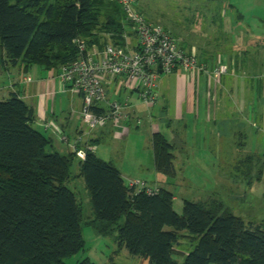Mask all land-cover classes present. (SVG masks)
Listing matches in <instances>:
<instances>
[{
  "label": "trees",
  "instance_id": "trees-1",
  "mask_svg": "<svg viewBox=\"0 0 264 264\" xmlns=\"http://www.w3.org/2000/svg\"><path fill=\"white\" fill-rule=\"evenodd\" d=\"M125 34L133 35L116 0H0L2 66L60 69L76 58V38L88 47H126ZM33 122V108L16 93L0 101V264H66L84 248L82 208L65 184L76 154L52 150L51 138ZM152 146L157 172L174 176V146L159 131ZM78 166L94 211L85 224L114 236L118 249L148 264H264V228L246 224L220 200H183L179 214L171 191L135 193L91 149ZM182 230L197 243L178 263L173 255ZM76 264L94 263L86 257Z\"/></svg>",
  "mask_w": 264,
  "mask_h": 264
},
{
  "label": "rangeland",
  "instance_id": "rangeland-1",
  "mask_svg": "<svg viewBox=\"0 0 264 264\" xmlns=\"http://www.w3.org/2000/svg\"><path fill=\"white\" fill-rule=\"evenodd\" d=\"M137 7L146 19L168 31L184 50H194L206 62L219 59L226 66L212 94L215 101L209 100L210 108L201 107L199 114L198 110L191 115L185 113L184 120L178 121L168 105L158 119L164 105L162 97L158 98L152 108L156 123L169 119L171 128L181 130L184 121L188 122V142L192 146L190 150L178 149V174L168 180L169 184H157L149 175L144 179L150 178L147 180L152 187L156 184L171 191L173 208L179 214L183 200L215 198L246 224L264 228V0H137ZM6 80L7 77L0 79V86ZM200 93L206 101L207 90ZM140 108L144 112L148 109L144 104ZM131 135L106 136L98 144L97 154L114 166L123 163L124 170L131 174L128 178L134 179L140 176L139 171L145 175L149 158L145 134L136 131ZM248 156L252 157L251 163ZM71 172L65 184L82 208L84 248L65 258V263L76 264L87 257L94 264H135L136 260L120 253L114 236H101L85 224L94 211L84 179L77 175L78 160H74ZM179 235L175 245L178 254L173 257L181 263L197 239L192 240L187 230Z\"/></svg>",
  "mask_w": 264,
  "mask_h": 264
},
{
  "label": "crops",
  "instance_id": "crops-1",
  "mask_svg": "<svg viewBox=\"0 0 264 264\" xmlns=\"http://www.w3.org/2000/svg\"><path fill=\"white\" fill-rule=\"evenodd\" d=\"M132 39L134 42L135 39L133 35ZM191 51L193 52L194 50L191 49ZM197 58L200 62L206 65L207 69H213L218 65H222V61L219 59L215 62H206V60L202 57L198 56ZM58 74L59 69H45L38 65H32L26 70L21 65H0V79L7 77V80L3 81L5 84L0 86V101L9 98L13 93H16L33 108V126L43 133H49V135H45L49 136L52 140V150L66 154L73 151L74 139L80 127L82 99L79 95L65 88L60 81ZM27 77H30L31 79L27 80ZM218 83H221L220 76L218 78H214L206 73L190 74L182 71L181 69H176L171 73L162 74V76L158 79L156 102L153 104L154 106L152 105L148 107V109L144 112L141 110V103L138 102L135 95L125 89L120 80L116 79L109 88L110 100H124L129 97V100L132 103L130 111L133 116L139 117L141 122L140 124H136L135 119L132 118L121 126L108 124L107 126H102L94 130L89 139L93 145V152H95V154L99 157L97 154L98 144L106 136H112L111 138H128V136L132 133L133 134L131 136H133L136 131H139L140 135L144 133L146 136L144 146L147 147L149 166H145V169L147 170L145 173L146 176L144 175V172L141 173V171H139L138 174H140V176L134 179L145 181L147 185L151 187L152 185L149 184L150 181L147 180L150 178H152L155 183L157 182V184L159 181L169 184L170 182L168 180L174 179L178 174L176 169V167H178L176 164L178 149L182 147L190 150L192 146L190 145L192 142H188L190 139L188 131L189 124L184 121L182 129L178 130L171 128L172 124L169 119L167 121L163 120V122L160 121L159 123H156V118L152 115V108L155 107L158 98L161 96L164 101V105L161 106L160 116L158 119H161V113H164L168 105H170L173 110V117L178 121H183L185 113L191 115L195 114V110H198L199 114V109L201 107L203 109H206L207 107L208 109L210 108L211 99H214L215 101V96L212 94L215 93L217 89L216 85H218ZM200 90H203V92L204 90L205 92L207 90L206 101H203ZM166 115L167 114H165V116ZM46 122H52L53 125H51V127L47 130H44V123ZM156 131L162 133L166 140L174 146L173 164L175 167V175L172 177L157 172L155 168L152 135ZM62 135H66L68 140L63 141L61 139ZM83 147V144H79L78 148L81 149ZM74 152L76 154L75 160L83 158L81 153L76 151ZM116 167L119 169L124 182L125 176L128 175L127 178L131 177L129 176L131 174L124 170L123 163ZM140 167L142 168L143 164H140ZM147 175H149L148 177L150 178L144 179ZM135 177L137 176L135 175ZM128 179L130 180L132 178ZM154 185L157 188H161L159 185ZM120 253L136 260L135 264H148V260L146 258L132 255L125 248H121ZM105 264L116 263L111 262Z\"/></svg>",
  "mask_w": 264,
  "mask_h": 264
},
{
  "label": "built area",
  "instance_id": "built-area-1",
  "mask_svg": "<svg viewBox=\"0 0 264 264\" xmlns=\"http://www.w3.org/2000/svg\"><path fill=\"white\" fill-rule=\"evenodd\" d=\"M126 14L129 31L135 39L125 34L126 47L107 43L102 47L94 44L88 47L82 38L74 40L78 53L74 60L59 69L58 77L67 90L82 99L80 127L74 139L73 151L83 157L87 149L93 150L89 142L91 133L109 123L121 126L134 118L136 124L141 120L133 116L129 97L124 100H110L109 88L114 81L135 95L139 103L150 107L156 102L158 79L162 74L176 69L190 74L206 73L218 78L226 71L225 65L207 69L195 53L181 48L175 38L162 26L147 20L135 8L137 0H116ZM27 77V80H30ZM53 125L44 123V130ZM61 139L67 141L66 135ZM79 144L84 147L79 149ZM80 150V151H79ZM127 186L136 192L147 194L157 192V187L147 185L145 181L130 179Z\"/></svg>",
  "mask_w": 264,
  "mask_h": 264
}]
</instances>
